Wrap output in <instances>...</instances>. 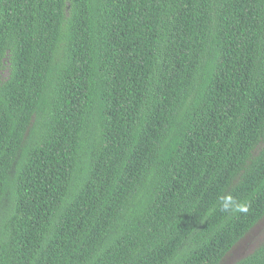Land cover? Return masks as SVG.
Listing matches in <instances>:
<instances>
[{"label":"trees","instance_id":"obj_1","mask_svg":"<svg viewBox=\"0 0 264 264\" xmlns=\"http://www.w3.org/2000/svg\"><path fill=\"white\" fill-rule=\"evenodd\" d=\"M263 220L264 0H0V264H224Z\"/></svg>","mask_w":264,"mask_h":264},{"label":"rangeland","instance_id":"obj_2","mask_svg":"<svg viewBox=\"0 0 264 264\" xmlns=\"http://www.w3.org/2000/svg\"><path fill=\"white\" fill-rule=\"evenodd\" d=\"M264 234V220L262 223L256 225L249 233L243 238L239 239L234 244L230 253L226 255L224 264H230L234 259L240 258L244 253L256 247Z\"/></svg>","mask_w":264,"mask_h":264}]
</instances>
